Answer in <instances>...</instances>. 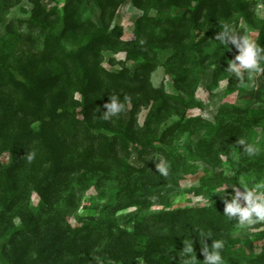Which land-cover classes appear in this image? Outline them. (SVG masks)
<instances>
[{
  "label": "rangeland",
  "instance_id": "rangeland-1",
  "mask_svg": "<svg viewBox=\"0 0 264 264\" xmlns=\"http://www.w3.org/2000/svg\"><path fill=\"white\" fill-rule=\"evenodd\" d=\"M107 1L0 0V264L36 256L25 206L84 228L69 264L139 223L132 264H264V0Z\"/></svg>",
  "mask_w": 264,
  "mask_h": 264
},
{
  "label": "trees",
  "instance_id": "trees-1",
  "mask_svg": "<svg viewBox=\"0 0 264 264\" xmlns=\"http://www.w3.org/2000/svg\"><path fill=\"white\" fill-rule=\"evenodd\" d=\"M97 2L99 5H101V4H108L109 1L97 0ZM171 2H173V0H157L158 6L160 7L169 6L171 5ZM177 21H183V16L177 19ZM179 31H180L179 28H177V30H172V34H170L171 36L169 37V40L173 38L178 40L180 37V42L183 44L185 43V44L183 48L184 50H182L184 53L179 52V54L182 58H184L189 63L190 55L194 54V50H193L194 45H192V43L190 44V40L188 39V36L179 35ZM141 69H142L141 67L137 66V70L135 71V73L133 74L131 78V80H135L134 84L137 83L136 80L138 79V77L140 78L139 84L144 82L143 84L137 87L138 89L134 88V89L129 90V88H127L125 84L119 83L120 84L119 89H121L125 95L129 91L131 92V91L141 90L142 92V90L146 88L148 84L147 74L149 73V71L142 72ZM87 75L88 73L84 72L83 77L86 78V80H87ZM88 78L90 79L91 75H89ZM120 78H122L123 80H126L127 76L124 74L120 76ZM134 84L131 83L132 87L134 86ZM25 91L28 97L36 96V94L34 95V93L36 92V89L34 88L33 85H28V86L25 85ZM241 114H242L241 126H244L246 124V120L249 117L247 115V111L245 110ZM3 118L6 120L5 116ZM217 132L218 134H221L220 130H217ZM39 196L43 198V196L40 193H39ZM21 211H22V214L19 215L21 224L29 228V230L24 228L23 235L29 236L33 234L35 235V238L38 239L37 243L35 244V246L38 248V251L36 254H34L36 256L30 260L32 264H42V263L52 264L54 263L56 259H61V260L65 259L64 254L60 255L59 251L61 250V253H62V248L63 249H66L67 247L71 248L73 246V243L75 244L79 240H81L82 238L80 236L81 233L83 236H86L85 234H83L84 228L75 229V230H70L65 226H61V228H58L57 226H55L54 228H50L45 224L43 219H41V217L38 215L37 210H32L31 208H26L25 206L23 210ZM182 213L184 214V212ZM175 214L180 218L183 216L182 214H179V215L177 213ZM115 235L116 236L113 238L112 242L108 245V247L105 250L106 259H110L113 257H116L117 259L125 258L126 264H128V261L130 262L129 264H132V260L136 257L137 253L140 252L136 242L138 241V238L142 236L141 224L139 223L136 226V230L132 233H129L125 230H119L117 231ZM145 236H148V235H145ZM21 240H25V239H20V241ZM84 244L85 243L78 245L76 247L75 257H73L74 259L70 264L74 263V261L78 258V256L86 258L89 255H91V250L84 251V246H88ZM79 247H81V249ZM122 247H124V250H121ZM51 249L52 250L54 249L56 251V255H58L56 257H53L54 258L53 260H51L50 258L51 256L49 254L51 253L50 252ZM220 254H222V252H220ZM214 256H213V262L216 261V258H220V257H214ZM223 256H224V252H223ZM69 258H68V261H69ZM254 262L259 263L256 260ZM63 264H69V262L67 263V261L63 260Z\"/></svg>",
  "mask_w": 264,
  "mask_h": 264
}]
</instances>
